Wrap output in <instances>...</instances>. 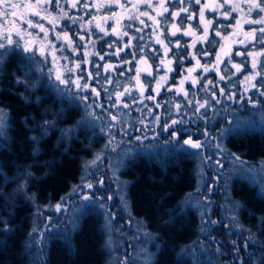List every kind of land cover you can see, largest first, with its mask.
Masks as SVG:
<instances>
[{"label": "trees", "instance_id": "16d2710c", "mask_svg": "<svg viewBox=\"0 0 264 264\" xmlns=\"http://www.w3.org/2000/svg\"><path fill=\"white\" fill-rule=\"evenodd\" d=\"M252 2L40 4L59 19L48 27L51 39L61 37L57 66L51 53L41 55L34 44V55L24 52L21 39L20 48L8 46L0 59V146H6L0 147V221L7 222L0 223V264H120V250L107 240V209L97 199L79 206L71 221L42 230L43 208L60 204L80 186L86 161L98 154L107 160L113 137L131 140L119 176L131 218L148 233L139 240L142 246L147 238L145 264H259L264 247L245 248L250 238L264 244V193L255 184L230 180V216L216 196L208 215L212 239L201 246L198 208L184 200L203 154L187 140L198 143L205 133L215 134L228 152L264 162V0H254L261 8L249 13ZM216 63L218 72L205 71ZM57 69L67 83L56 80ZM220 93V108L210 110Z\"/></svg>", "mask_w": 264, "mask_h": 264}, {"label": "rangeland", "instance_id": "374dc122", "mask_svg": "<svg viewBox=\"0 0 264 264\" xmlns=\"http://www.w3.org/2000/svg\"><path fill=\"white\" fill-rule=\"evenodd\" d=\"M12 2L20 4L22 12L24 3L33 5H37L38 3V1L34 0H12ZM35 11L41 14L32 15L28 13L27 18L31 19L34 24H43V26L48 29L47 40L44 41L45 50L51 53L50 56L52 58V52H55V62L53 59V64L56 67L58 64V61H56L57 51L55 48L57 39H51V34L49 33L50 29L48 28L50 23L47 19L42 18L43 16H48L49 13L41 5H39ZM12 19L11 16L3 17L0 15V33H3L0 34V43H7L5 36L8 33L5 32V29L11 28L9 21ZM20 27L27 28V31L32 34L31 36L25 34L23 41L36 40V43H34V51L37 50L41 46L40 42L44 40V33L41 32L39 27L28 28L27 23H23ZM37 34H39L38 39ZM56 35L57 34H55V36ZM11 36L15 41L20 39L14 31L11 32ZM255 56L254 54L253 59ZM61 66L65 69V66ZM207 69H214L218 72L219 63ZM124 92L123 90L116 94V105L120 104ZM220 96L221 93L214 98V103H210V110L215 111V109L218 110L220 108ZM217 101L219 102L217 103ZM201 104H205V102H200L199 107ZM224 112L225 109L222 110V113ZM113 117H115V119H113ZM1 119L2 113L0 112V121ZM110 121L117 123L118 118L112 115ZM144 122L143 120L141 123L143 124ZM109 124L111 125V123L107 125ZM122 138H125V135L122 136ZM135 138L139 139L136 141H142L145 137L140 136L138 138L135 136ZM122 141V139L116 137L111 138L107 145V160H101V156L98 154L89 161H86L83 167L86 177L80 186L75 191L68 194L60 204H56L50 209L43 208L42 212L46 217L42 230H49L52 224L64 221L68 222L70 219L72 220L75 216L74 211H76L79 206L84 204L85 201L97 199V204L107 209V240L113 248V251L120 250V252H117L118 256H122L120 264H130L129 261H131V264H145L148 260V253L145 255L143 247L145 246L144 241H146L147 238H144L143 247L140 245L139 240L141 239L140 235L147 236L148 233L139 224L141 223L140 221L131 218L125 189L126 182L119 176V170L125 159L132 152L126 143L131 142V140L125 139L123 142ZM198 143L200 144L199 149H202L204 155L200 154L198 158L196 165V183L193 189L185 195L184 200L185 202L196 205L198 208L203 224V231L200 233L201 238L198 241V245L201 246L207 240L212 239L209 234L210 225H208V215L213 207L211 204L216 200V196L219 197V209L221 211L225 210L229 216L231 215L229 210L232 209V207L234 208V206L229 203L227 195L229 194V182L233 177L245 178L250 183L255 184L258 189L264 193V162L260 160L247 161L228 152L220 138L215 140V134L205 133V137ZM98 160L103 162L102 164L105 166L101 167V163H99L98 167ZM89 184L92 185L91 188L88 187ZM85 197L89 199L86 200ZM57 205H59V208H57ZM213 222H215V220H211L209 224H213ZM226 224L234 226L230 221ZM136 226L139 231L136 229ZM135 240L136 242L132 243ZM117 254L116 257L118 259ZM130 255L131 257L129 258Z\"/></svg>", "mask_w": 264, "mask_h": 264}, {"label": "snow or ice", "instance_id": "6c2138e0", "mask_svg": "<svg viewBox=\"0 0 264 264\" xmlns=\"http://www.w3.org/2000/svg\"><path fill=\"white\" fill-rule=\"evenodd\" d=\"M55 3L56 7H60L59 5V0H38L37 5H33L30 3H24L23 4V12L21 11V5L18 3H13L12 0H0V15H2L3 17H8L11 16L13 19L11 21H9V23L11 24V28H6L5 32H7L8 34L5 36V39L7 41V44L4 43H0V49H4V51L0 52V59H2L5 55H7L8 51L10 50L8 48V46H13L14 48L11 50H15L20 48V43L19 41H13L12 36H11V32H15L17 36L20 37L21 40L24 39V35H28L31 36L32 34L30 32L27 31V28H21L20 25H22L23 23H27L28 28H33V27H39L41 32L44 33V40H42L40 42L41 46L37 49L38 51H40L41 55H44V51H45V44L44 41L47 40V36H48V29H46L43 24H39L36 23L34 24L32 22L31 19L27 18L28 13H31L32 15H40V12L35 11V9L41 4V3ZM200 0H196V3L199 4ZM225 2H228V0H225ZM75 6V4H73V7ZM135 7V5H134ZM238 7V6H237ZM253 8H261V5L259 3H255L254 0L253 2L250 4L249 6V13L252 12ZM62 11V10H61ZM261 11H264V8H261ZM64 16H67V13H63ZM144 15H148L147 13H144ZM201 15H203V12H201ZM225 16L229 15V13H224ZM43 19H47L49 20V23L53 24V27H55L56 23H59V19L55 18V17H51L50 18V14L48 16H43ZM131 18V17H130ZM190 18V17H189ZM69 19H73V23H75L74 18L69 17ZM107 19V18H105ZM151 19V17H150ZM19 22V23H18ZM141 24H144V21L141 20L140 21ZM260 21H252V23H259ZM209 24L211 23L210 21L208 22ZM147 27V25H145ZM97 27H99V25H97ZM140 31V30H138ZM205 32H207V27H205L204 29ZM261 35H264V29H260ZM3 34V33H0ZM220 33L217 32L216 35H219ZM172 35H175V32L172 33ZM39 38V34H37V39ZM57 39H60V35L57 34L56 36ZM206 38V37H205ZM64 39L68 41V45L71 46V40L68 38L67 33L64 34ZM81 39H83V37H81ZM142 39V38H141ZM158 43H163L162 41H157ZM36 43V40H32V41H26L23 45V51L24 52H33V48H32V44ZM50 43V42H48ZM178 46V45H177ZM53 55V59L55 62V52H52ZM29 59H31V57H29ZM161 63H163V61H161ZM255 66V65H253ZM77 67H79V65H77ZM208 69H205V71H207ZM237 70L239 71V68L237 67ZM69 71H71V69H69ZM169 71H171V69H169ZM49 75H51V72H49ZM89 75H91L89 73ZM162 80L165 79V77L161 78ZM56 80H58L60 83H67V81H65L62 78V74L59 72V69H57L56 72ZM193 83H195V81H193ZM181 84H183V81H181ZM77 87H79V84L77 83ZM85 87H87V85H85ZM160 85L157 84V90L159 89ZM94 91V90H93ZM221 92L223 93V89H221ZM151 98V97H150ZM219 101H217L218 103ZM207 103V102H206ZM200 107H205V104H201ZM177 108H179V105H177ZM113 119H115V117H113ZM177 123L176 121H173V124ZM186 144H190L192 147L194 148H199L200 144L199 143H194L191 140H187L185 141ZM0 147H5L6 146H0ZM89 188L92 187V185H88ZM85 199H89L88 197H85ZM57 208H59V205H57ZM0 223H4L6 225V221H0ZM217 222H213V224H216ZM5 231H10V229H8L7 227H5L4 229ZM251 243L253 245H259L261 247H264V244H261L259 241H256L255 239L250 238L248 241L245 242V248H247L248 244ZM259 264H264V256L261 257Z\"/></svg>", "mask_w": 264, "mask_h": 264}]
</instances>
